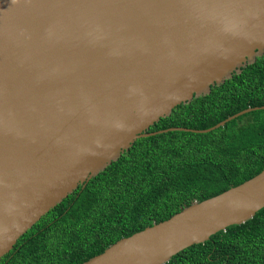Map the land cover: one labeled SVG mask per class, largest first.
Returning <instances> with one entry per match:
<instances>
[{
    "label": "water",
    "instance_id": "1",
    "mask_svg": "<svg viewBox=\"0 0 264 264\" xmlns=\"http://www.w3.org/2000/svg\"><path fill=\"white\" fill-rule=\"evenodd\" d=\"M264 54V0H0V259L172 109ZM264 207V168L82 264H164Z\"/></svg>",
    "mask_w": 264,
    "mask_h": 264
},
{
    "label": "trees",
    "instance_id": "2",
    "mask_svg": "<svg viewBox=\"0 0 264 264\" xmlns=\"http://www.w3.org/2000/svg\"><path fill=\"white\" fill-rule=\"evenodd\" d=\"M210 92L174 107L149 132L209 128L264 105V54ZM264 168V109L206 133L168 131L136 139L107 167L43 215L0 264H82L122 237L168 219ZM164 264H264V207Z\"/></svg>",
    "mask_w": 264,
    "mask_h": 264
}]
</instances>
